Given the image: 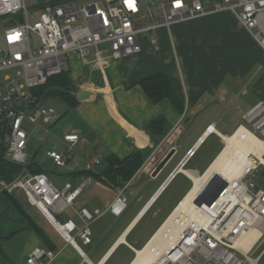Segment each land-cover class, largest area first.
Returning a JSON list of instances; mask_svg holds the SVG:
<instances>
[{
    "label": "crops",
    "instance_id": "0c3cea01",
    "mask_svg": "<svg viewBox=\"0 0 264 264\" xmlns=\"http://www.w3.org/2000/svg\"><path fill=\"white\" fill-rule=\"evenodd\" d=\"M155 35L157 45H153L148 36L141 37L140 53L111 59L101 67L84 66L77 57L71 56L65 70L70 72L77 88L74 93L77 105L70 107L62 101L68 117L62 128H57L61 138L46 149L43 156L36 149L32 135L28 142V148L32 147V161L27 165H36L60 188L67 182L77 186L89 177L85 174L86 163L94 158L101 161L92 172L97 175L110 167L109 157L123 163L115 166L114 181L96 180L90 175L95 182L76 202V209L87 207L105 213L92 225V243L83 245L78 240L81 254L64 241L41 212L29 211L28 207L34 206L29 205L25 197L12 194L30 216L34 211L42 218L41 221L31 217L46 233L49 245L44 243L3 196L6 182L0 179V264H26L35 247L56 252L50 264H110L112 261L113 264H132L137 252L148 246L193 188V179L186 171L191 175L205 174L224 149V137L245 127L242 120L246 122L249 112L254 113L258 104L264 105V50L231 12L176 23L170 30L159 29ZM158 74L167 75L181 110L169 100L152 103L144 92L140 83ZM82 90L90 93L84 101L78 99ZM61 118L59 115V120ZM160 118L164 119L161 131L148 129L151 122ZM70 134L78 135L72 155L66 151L63 141L64 136ZM172 149L176 150L175 154L160 173L152 177L155 168ZM190 150L195 152L188 158ZM50 151L70 154L71 158L65 166L58 167L47 156ZM211 157L213 159L206 163ZM152 158L155 160L150 162ZM197 158L200 161L188 167ZM202 161L205 167L200 173L198 166ZM147 162H150L151 174L142 170ZM133 168H136L133 175L125 181ZM179 176L191 186L172 208L174 200L170 199L174 193L168 194L169 188ZM129 181L131 194L127 209L121 216H115L108 210L117 195L111 185L119 188ZM164 216L148 238V224ZM61 218L79 222L74 210ZM139 226L144 231L135 238L133 234ZM249 239L248 244H252L255 234ZM263 257L254 264H260Z\"/></svg>",
    "mask_w": 264,
    "mask_h": 264
},
{
    "label": "built area",
    "instance_id": "2783aa9c",
    "mask_svg": "<svg viewBox=\"0 0 264 264\" xmlns=\"http://www.w3.org/2000/svg\"><path fill=\"white\" fill-rule=\"evenodd\" d=\"M28 1L34 4L30 6ZM222 11L234 14L264 50V0H212L207 4L204 0H170L153 6L144 0H106L104 4L85 5L77 0H46L43 4L37 0H0V26L3 27L0 73H9L6 83H0V147L6 149L9 160L24 167L12 182L4 184L3 190L11 194L22 191L28 204L43 214L67 244L83 254L78 240L90 245L92 225L105 213L87 207L75 208L76 202L95 182L92 177H85L77 186L67 182L60 188L46 174H33L26 169L30 134L24 128L25 121L41 129L39 140L44 141L50 130L37 119L42 117L50 126L59 120L53 108L37 103L32 89L61 74L72 55L84 66L101 67L111 59L140 53L144 34L155 44L158 41L155 32L161 28L170 30L173 24ZM102 45L108 49L101 50ZM32 107L38 109L27 116L26 111ZM252 113L249 112L247 123L264 113V105L258 104L250 116ZM246 128L264 144V118L253 131ZM179 131L177 128L176 132ZM77 140V134L65 135L66 151L71 152ZM194 152L190 150L187 157L191 158ZM47 156L58 167L65 166L71 158L70 154L58 151H50ZM150 162L142 170L151 174ZM100 164L94 158L86 163L85 170L95 172ZM221 178L226 186L217 199L212 204L207 201L199 205L197 197L194 209L179 214L164 232L166 242L162 245L170 242L169 248L159 251L150 264H254L261 259L264 255V150L261 158L254 153L244 157L238 174L231 180ZM220 185L213 175L204 186L205 197L209 199ZM111 187L117 195L108 210L121 216L129 203L131 182L119 188ZM69 210H74L79 222L61 218ZM252 230L259 232L255 243L248 250L237 246ZM56 256L52 249L35 247L26 264L45 261L50 264Z\"/></svg>",
    "mask_w": 264,
    "mask_h": 264
},
{
    "label": "trees",
    "instance_id": "16d2710c",
    "mask_svg": "<svg viewBox=\"0 0 264 264\" xmlns=\"http://www.w3.org/2000/svg\"><path fill=\"white\" fill-rule=\"evenodd\" d=\"M144 92L152 103H159L163 100H169L176 109L181 110L182 106L179 103L175 93L173 92L170 81L166 74H158L151 78H148L140 83ZM77 92V88L74 86L71 78L70 72L64 70L61 74L53 76L50 78L46 84L32 89L33 95L37 98V101L52 96L60 98L62 101L66 102L70 107L77 105V100L74 96V93ZM44 95V96H43ZM163 118L158 119L157 121L151 122L148 125V129L154 131H161V125L164 123ZM109 163V168L105 169L100 174L85 172L88 176H93L96 180H107L114 181L116 180L115 176V166H121L123 163L115 158L109 157L107 159ZM36 165H27L26 169L33 174L42 173L40 169L36 168ZM24 167L19 164H16L9 160L6 157V149L0 147V179L6 183L12 182L20 173L23 171ZM136 168H133V171L128 173V177H125V181H128L133 175ZM125 183V182H124ZM3 194L9 199L14 208L26 219L28 225L33 229L37 235L44 241V243L49 245V239L46 233L41 229L31 218V216L26 212L22 204L16 199L14 195L3 191Z\"/></svg>",
    "mask_w": 264,
    "mask_h": 264
},
{
    "label": "bare ground",
    "instance_id": "6f19581e",
    "mask_svg": "<svg viewBox=\"0 0 264 264\" xmlns=\"http://www.w3.org/2000/svg\"><path fill=\"white\" fill-rule=\"evenodd\" d=\"M224 140V149L205 174H201L199 176L191 175V173L186 171L193 179V188L183 199V201L180 202V205L177 206V211H175L168 218L167 222L161 227L157 235L151 240L148 246L145 249L137 252V257L132 264H150L155 260L156 257H158L159 251L162 253L169 248L170 242L162 245V242H166V236L164 232L171 228L172 224L174 223V219L179 216V214L195 208V199L203 191L207 181H209L214 174H218L226 180H231L232 177L238 174L241 163L244 162V157L254 153L261 158V154L264 150V144L261 143V140L258 139L246 127H241L238 132H236V134L225 136ZM195 217L197 216L195 215ZM252 234H255V240L252 244H248L251 239H249V237H251ZM258 235V231H250L237 242V246H242L248 250L255 243Z\"/></svg>",
    "mask_w": 264,
    "mask_h": 264
},
{
    "label": "rangeland",
    "instance_id": "374dc122",
    "mask_svg": "<svg viewBox=\"0 0 264 264\" xmlns=\"http://www.w3.org/2000/svg\"><path fill=\"white\" fill-rule=\"evenodd\" d=\"M58 1H60V0H58ZM77 1L79 2L80 5H85V4H89V3H92V2H100V3L104 4L106 0H77ZM161 1L162 0H144V2L146 4L151 5V6L156 5L159 2H161ZM168 1H170V0H168ZM186 1L189 2L191 0H186ZM204 1H206V4H207V3H210L212 0H204ZM28 4L30 6H32L34 4V2L28 1ZM2 33H3V27L0 26V34L2 35ZM144 35L147 36V34H144ZM157 44H158V41L155 44H153V45H157ZM107 49H108L107 45H102L101 46V50H107ZM72 56H74V55H72ZM8 74H9L8 72L0 73V83L1 84H5L6 83V77H7ZM23 102L24 101H22V103ZM37 103H39L41 105V107H45L47 109L48 108H53L56 111L57 114L62 116V118L56 124H54L53 126H50L49 124H46L43 121L42 117L37 119V121H38V123L40 125H42L45 128H49V130H50V135H48L47 138L44 141H41V140L38 139V134L41 133V129H38L34 124L29 123L28 121H25V123H24V128L29 132L30 137L32 135V138L35 140V143H37L36 149H38L40 156H43V154L45 155V153H46V149L52 148L54 146L55 142H59V140H60L59 138H61V136H59L60 132L57 131V128H58V126H61V128H62V126H63L62 123L64 122L65 118L68 117V115L66 114V110H65L66 109V104L63 103L62 100H60L57 97L49 96V97L41 99L40 101H37ZM36 109H38V108L37 107H35V108L32 107L31 109H28L26 111V115L29 116L30 114H34L36 112ZM263 118H264V113H261V115L253 117V119H252L253 121L251 123H247L244 120H242V123L244 125H246L247 127H249L253 131L255 129L256 124L258 123V121H260ZM27 153H28V162L30 163L32 161V158H31L32 147L31 146H29V148L27 150ZM72 153L73 152H71V155H72ZM212 159H213V157H211L209 159V161L206 162V163H209ZM199 161H200V158H197L196 160L193 161L192 164H189L188 167H191L195 162H199ZM203 165H204L203 161L201 163H199L198 167L200 169L199 170L200 173H202L203 168L205 167ZM190 186H191V183L187 182L182 176H179L178 179L171 185V187L169 188L170 192L168 194L174 193V196L170 199V200H174L172 202L173 203L172 204V208L183 197V195L187 192V190L190 188ZM16 191H14L12 194H14L15 196H18V197L21 196L22 198L25 197V195H24V193L22 191H19V190H16ZM3 196H5V195H3ZM8 201H9V199H8ZM28 209H29V211L36 210V211L40 212L37 208L30 207V206L28 207ZM18 214L20 215V217H22L26 221V219L19 212H18ZM31 217L32 218L33 217L34 218L38 217V219H40L42 221V218L39 215H37L34 211H32ZM164 218H165V216L163 218H160V219L155 220L154 222H150L148 224V238L157 229V227L164 220ZM143 231H144L143 227L139 226L138 229L134 232L133 236L135 238H138ZM83 248H84V250L88 249L87 247H83ZM261 250L262 249H260L255 254V256H257L261 252ZM110 264H113V261ZM260 264H264V257L261 260Z\"/></svg>",
    "mask_w": 264,
    "mask_h": 264
},
{
    "label": "water",
    "instance_id": "95a60500",
    "mask_svg": "<svg viewBox=\"0 0 264 264\" xmlns=\"http://www.w3.org/2000/svg\"><path fill=\"white\" fill-rule=\"evenodd\" d=\"M38 3L43 4L46 2V0H37ZM90 96V93L86 90H82L80 91L79 95H78V99L80 101H84L85 99H87ZM22 110V108H20ZM176 150L172 149L167 155L166 157L160 162V164L155 168L152 177H156L160 171L166 166V164L170 161V159L172 158V156L175 154ZM214 179L219 180L221 185L220 187L215 191V193L209 198L207 199L204 196V190L199 194L198 198H197V203H199V205H201L204 202H209V204H212L217 197L220 195V193L224 190L225 186H226V181L223 180L218 174L214 175Z\"/></svg>",
    "mask_w": 264,
    "mask_h": 264
}]
</instances>
